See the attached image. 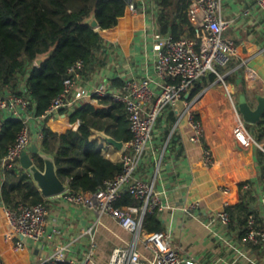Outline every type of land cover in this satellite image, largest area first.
I'll return each instance as SVG.
<instances>
[{"label":"crops","instance_id":"0c3cea01","mask_svg":"<svg viewBox=\"0 0 264 264\" xmlns=\"http://www.w3.org/2000/svg\"><path fill=\"white\" fill-rule=\"evenodd\" d=\"M222 1V17L229 23L225 35L237 43L238 56L228 67L222 68L218 80L207 85L198 96L191 98L190 92L186 95L187 102L162 114L138 175L153 182L161 193L164 208L158 215L162 231L169 235L170 242L182 256L192 259L194 264H264V246L244 241L245 225L239 222L228 226L210 223L212 215L226 210L227 206L238 205L246 195L253 208L250 217H255L258 228L264 230L261 163L264 136L259 140L258 135L264 117L257 124L247 123L239 108L242 95L254 109L264 98V11L256 0ZM160 9L157 1H150L146 15L134 16L128 34L115 29L106 35L105 66L85 75L87 89L118 78H156L154 50L155 35L161 33ZM188 102H194L193 108L204 123L206 136L202 144L190 141L193 131L185 115ZM30 113V147L41 150L38 133L44 127L65 133L81 126L80 121L72 124L67 112L48 121L36 117L31 109ZM239 122H244L253 137L248 147L242 146L234 136ZM54 123L60 127H54ZM91 140L103 144L102 154L106 158L121 162L123 150H118L95 132ZM204 150L212 152V166L205 164ZM29 153L33 155L30 148ZM19 166L23 168L21 163ZM225 188L229 192H224ZM196 201L201 203V208L191 216L185 212V207ZM44 202L49 209L47 228L51 239L30 244L23 250H17L14 243L6 239L8 223L4 205L0 202V258L3 264H40L59 247H69L68 262L91 257L89 264H110L116 248H128L133 244V235L106 214L71 204L62 194L45 198ZM138 248L143 260L154 264V254L143 245Z\"/></svg>","mask_w":264,"mask_h":264},{"label":"built area","instance_id":"2783aa9c","mask_svg":"<svg viewBox=\"0 0 264 264\" xmlns=\"http://www.w3.org/2000/svg\"><path fill=\"white\" fill-rule=\"evenodd\" d=\"M153 0H132L129 9L133 16L146 15L148 4ZM156 1V0H154ZM258 7L264 11V0H256ZM222 0H192L188 9V19L196 29L197 37L184 36L175 39L172 35H155L156 78H126L123 87L116 89L111 83L103 82L93 89H87L83 63L77 62L68 72L63 83L62 92L52 101L43 118L57 119L62 112L71 114L77 108L91 103L98 104L101 98L111 97L126 106L132 139L125 143L121 163L123 170L96 192H64L63 198L78 206H83L98 214H106L116 220L119 225L129 231L133 244L128 248H116L110 264H147L139 251L143 245L154 254V264H194L192 259L182 256L170 242L169 235L163 231L150 232L144 228L147 214L163 210L161 193L155 189L153 182L141 179L139 167L146 156L153 140L156 125L166 110L177 107L186 101V95L196 85L211 74L219 76L218 69L228 67L238 56L237 43L225 35L229 23L222 17ZM19 92L0 88V113L6 117H14L25 124L10 146L6 156L0 160V189L6 171L20 168L23 154L29 151L32 144L30 128L32 106L29 89L24 85ZM193 103L186 105L185 115L192 128L190 141L202 144L206 130L202 119L198 117ZM3 120H0V127ZM234 136L244 147H248L253 137L244 122L234 129ZM44 132L38 133L42 143ZM204 162L207 166L214 164L210 150H204ZM224 192H229L228 188ZM127 193L139 203L131 206H118V201ZM264 194V193H263ZM264 205V195H263ZM201 208L199 201L185 207V212L195 215ZM8 223L6 239L14 243L17 250L26 249L30 244L42 243L51 239L48 234L49 209L45 202L38 204L20 203L17 207L4 206ZM219 222L224 226L231 223L230 214L223 210L210 217V223ZM91 233V231H90ZM245 242L264 246V230L259 229L255 217L248 221L244 237ZM69 247H59L40 264L68 261ZM91 258V257H90ZM90 258L83 261L70 260V264H89Z\"/></svg>","mask_w":264,"mask_h":264},{"label":"trees","instance_id":"16d2710c","mask_svg":"<svg viewBox=\"0 0 264 264\" xmlns=\"http://www.w3.org/2000/svg\"><path fill=\"white\" fill-rule=\"evenodd\" d=\"M161 7L158 15L162 35L175 39L197 37L188 19L192 0H156ZM95 17L99 29L93 28L90 19ZM134 16L126 0H0V88L19 92L25 85L31 98V112L43 118L52 101L62 92L69 69L83 63L84 75L105 66L106 35L112 30L129 33ZM51 53L41 67L36 65L40 55ZM221 69L218 72L221 73ZM218 80L211 74L192 90L191 98ZM111 86L120 89L123 80L114 79ZM201 119V117L198 115ZM72 124L81 122L78 130L65 133L44 127L42 150L52 155L60 179L71 192H96L105 182L123 170V163L113 162L103 154V144L91 140L94 131L106 132L124 143L132 139L126 106L111 97L101 98L98 104H85L69 114ZM0 160H2L25 124L14 117L4 118L0 113ZM59 128L58 123L53 124ZM259 140L264 136V120L259 124ZM258 136V137H259ZM38 166L44 161L36 156ZM264 171V154L261 155ZM45 198L32 177L23 168L15 167L4 174L0 202L17 207L20 203L38 204ZM139 202L125 193L118 206H131ZM231 224L241 223L247 230L248 216L253 212L246 195L236 206H227ZM159 212L147 214L144 228L150 232L163 230ZM0 264L2 260L0 258ZM47 264H70L68 261Z\"/></svg>","mask_w":264,"mask_h":264},{"label":"water","instance_id":"95a60500","mask_svg":"<svg viewBox=\"0 0 264 264\" xmlns=\"http://www.w3.org/2000/svg\"><path fill=\"white\" fill-rule=\"evenodd\" d=\"M131 3L132 0H126ZM90 24L93 28H99V22L95 17L90 19ZM51 56V53L40 55L36 59V65L41 67L43 63ZM240 111L243 115V119L247 123L257 124L264 117V98L260 99L259 105L254 109L245 95L240 98ZM97 135L102 137L109 144L116 147L118 150L122 151L125 147V143L116 140L114 137L110 136L106 132L94 131ZM30 152L33 155L40 157L44 161V168L41 169L36 161V158L29 153L25 152L20 160L21 166L29 173L35 182L36 186L40 190L41 194L45 198H50L63 194L69 189L67 183L63 182L58 176V170L55 163V159L52 155L46 154L43 150L38 147H30Z\"/></svg>","mask_w":264,"mask_h":264}]
</instances>
